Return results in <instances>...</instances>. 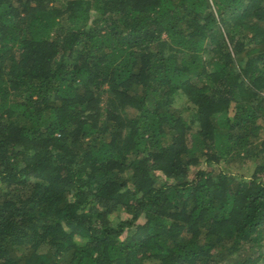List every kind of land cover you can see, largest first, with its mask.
Segmentation results:
<instances>
[{
    "label": "trees",
    "instance_id": "1",
    "mask_svg": "<svg viewBox=\"0 0 264 264\" xmlns=\"http://www.w3.org/2000/svg\"><path fill=\"white\" fill-rule=\"evenodd\" d=\"M0 264H264V0H0Z\"/></svg>",
    "mask_w": 264,
    "mask_h": 264
},
{
    "label": "rangeland",
    "instance_id": "2",
    "mask_svg": "<svg viewBox=\"0 0 264 264\" xmlns=\"http://www.w3.org/2000/svg\"><path fill=\"white\" fill-rule=\"evenodd\" d=\"M239 166H238V164H237V168H238ZM239 169L241 170V172L244 174V173H248L249 174V172L251 171V169H252V163L251 162H249L246 166L244 165V166H242V168L241 167H239Z\"/></svg>",
    "mask_w": 264,
    "mask_h": 264
}]
</instances>
